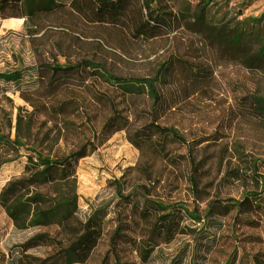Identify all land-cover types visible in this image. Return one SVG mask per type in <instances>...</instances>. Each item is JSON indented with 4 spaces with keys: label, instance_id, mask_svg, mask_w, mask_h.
Instances as JSON below:
<instances>
[{
    "label": "rangeland",
    "instance_id": "374dc122",
    "mask_svg": "<svg viewBox=\"0 0 264 264\" xmlns=\"http://www.w3.org/2000/svg\"><path fill=\"white\" fill-rule=\"evenodd\" d=\"M69 8L85 25L90 37L96 26L106 27L98 32L114 48L108 49L114 50L108 55L109 62L122 75L146 74L155 59L167 57L164 51L175 45L173 36L182 28L180 21L179 26H174L170 20L172 13L177 15V12L168 0H72ZM225 9L230 13L228 19L240 13L236 21L253 20L264 12V0H230ZM152 21L162 23L170 33ZM250 26L252 23L248 22L246 30ZM258 27L262 32L264 21L254 26V32ZM258 46L253 43L247 49L251 53ZM218 57L210 100L193 101L189 109L175 113L168 123L180 129L187 141L194 132L217 131L223 138L191 150L167 144V149L177 157L176 163L154 161L128 140L139 127L134 122L129 96L98 79L87 81L82 88L63 87L37 109L25 104L19 95L21 91L37 87L36 59L25 33L24 20H0V72L24 69L19 89L14 82L0 80V131L43 154H67L78 138L70 134L64 146L63 124L74 121L79 126L84 116H75L80 112L90 119L93 130L88 137L96 151L74 165L75 177L71 184L77 195L79 216L83 219L99 210L105 223L104 236L87 264H100L111 242L118 244L122 263L139 264L129 239L138 238L147 228L142 219L146 198L140 190L131 200L125 197L140 187H144L151 199L164 205L177 204L201 218L196 221L182 210L181 232L171 243L160 245L148 264L172 261L227 264L228 260L235 264L236 247L238 256L242 250L264 253L263 210L244 215L251 221L244 222L234 218L235 212L228 205L230 199L241 200L245 193L255 192L252 202L262 206V189L247 177L232 184L224 180L229 164L244 170L253 159L264 161V110L258 109L259 105L264 109V68L259 65L250 70L236 54L233 58L221 52ZM196 107L199 114L193 116L192 112L197 113ZM8 117L10 128L4 120ZM234 143L239 151L235 158ZM20 160L0 169V254L3 255H7L9 247L37 231L16 230L5 214L6 207L16 197L33 190L29 173L23 168L24 159ZM63 190L71 191L72 186L70 190L65 187ZM208 210L211 218L205 222L203 217ZM148 220L152 221L153 216ZM114 233L118 235L116 239ZM45 252L40 248L30 253L42 257Z\"/></svg>",
    "mask_w": 264,
    "mask_h": 264
},
{
    "label": "trees",
    "instance_id": "16d2710c",
    "mask_svg": "<svg viewBox=\"0 0 264 264\" xmlns=\"http://www.w3.org/2000/svg\"><path fill=\"white\" fill-rule=\"evenodd\" d=\"M71 1L0 0V20H24L25 33L36 59L37 87L32 91H21L19 95L25 104L37 109L63 87L82 88L87 81L98 79L129 96L134 122L139 123V127L128 136V140L151 160H170L175 164L177 157L167 149V144L191 150L223 138L217 131L209 134L194 132L191 140L187 141L181 130L168 122L175 113L189 109L193 101L210 100L219 53H227L233 58L236 54L250 70L259 65L264 68V30L260 32L258 27L254 32V26L264 21V12L253 20L236 21L241 14L228 19L230 13L225 9L230 0H168L175 6L182 27L173 36L176 43L164 51L167 55L165 59H155L146 74L134 76L117 73L108 58L111 51L114 53V50L108 49L114 48L98 32L106 27L96 26L95 33L90 37L85 25L70 10ZM152 22L169 32L162 23ZM248 22L252 26L246 30ZM122 35L126 37L124 33ZM253 43L259 46L249 53L247 48ZM23 71L0 72V80L14 82L19 89ZM258 109L264 110L261 105ZM196 111L192 112L193 116L199 114V108ZM80 116H84V121L79 126L74 121L63 124L61 138L64 146L70 134L78 138L67 154H43L0 131V169L23 158V168L28 171V181L33 186L32 191L16 197L6 207L5 214L16 230H37L9 247L7 255L0 254V264H4L6 256L7 264H87L100 244L105 230L103 217L99 210H95L82 219L78 213L77 195L71 185L75 177L74 165L96 151L88 137L93 130L90 119L84 112L76 114L75 118ZM4 120L10 128L11 118ZM23 152L25 155H22ZM238 152L234 143L233 158ZM242 177L250 178L264 193L263 160L253 159L244 170L229 164L224 180L232 184ZM71 186V191L63 190V187L70 190ZM138 190L146 198L147 206L142 210V219L147 228L138 238L129 239V244L139 264H148L160 245L171 243L181 232V211L189 213L177 204L164 205L151 199L144 187L125 198L131 200ZM256 195L255 192H247L241 200L228 201L235 212V219L251 222L243 216L254 210L264 212V205L252 202ZM189 215L196 221L201 220ZM151 216L153 220L149 221ZM203 218L208 222L211 212L208 210ZM113 236L116 239L118 235L114 233ZM40 248L46 251L42 257L30 253ZM120 254L118 244L111 242L100 264H124ZM238 254L236 247L235 264H264L263 252L242 250ZM226 263L231 264L232 261ZM170 264L180 263L172 261Z\"/></svg>",
    "mask_w": 264,
    "mask_h": 264
},
{
    "label": "bare ground",
    "instance_id": "6f19581e",
    "mask_svg": "<svg viewBox=\"0 0 264 264\" xmlns=\"http://www.w3.org/2000/svg\"><path fill=\"white\" fill-rule=\"evenodd\" d=\"M170 20L174 26H179V20H178L177 15L175 14V12L172 13Z\"/></svg>",
    "mask_w": 264,
    "mask_h": 264
}]
</instances>
